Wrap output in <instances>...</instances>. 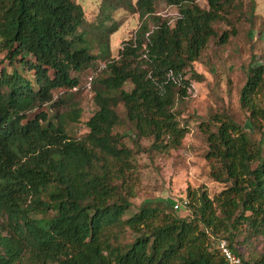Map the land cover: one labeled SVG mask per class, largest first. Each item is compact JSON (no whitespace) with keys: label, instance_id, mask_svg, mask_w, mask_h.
Masks as SVG:
<instances>
[{"label":"trees","instance_id":"1","mask_svg":"<svg viewBox=\"0 0 264 264\" xmlns=\"http://www.w3.org/2000/svg\"><path fill=\"white\" fill-rule=\"evenodd\" d=\"M156 1L177 7L173 22L156 12ZM232 1L100 0L92 22L77 0H0V52L12 64L0 67V264H226L218 237L246 264H264V253L245 259L231 233L212 236L239 222L264 235V64L254 54L239 100L261 137L229 115L212 116L206 158L225 186L213 196L187 187V216L148 201L127 215L134 151L115 131L121 103L136 144L146 137L161 151L180 144L187 127L174 106ZM119 8L138 13L140 25L114 57ZM98 60L104 65L90 88L97 108L86 134L73 137L66 125L81 108L72 90Z\"/></svg>","mask_w":264,"mask_h":264},{"label":"rangeland","instance_id":"2","mask_svg":"<svg viewBox=\"0 0 264 264\" xmlns=\"http://www.w3.org/2000/svg\"><path fill=\"white\" fill-rule=\"evenodd\" d=\"M77 1L82 4L86 17L94 22L100 0ZM197 2L201 6L207 4V0ZM155 9L171 22L177 13L176 6L164 1H156ZM113 16L120 21L118 29L110 35L111 55L116 57L124 40L135 34L140 18L138 13L124 8L114 11ZM214 26L217 35L208 40L198 59L193 62L192 67L196 74L191 77L187 95L177 100L174 106L180 124L187 127V132L177 147L162 151L152 148L151 137L141 138L139 145L136 144L132 137L131 122L125 117L124 107L121 103L117 106L120 122L115 126V131L126 133L123 141L134 151V167L129 171V178L135 186V195L130 197L131 205L127 215L137 211L143 202L148 201L179 216H187L190 209L181 202L187 196V187L206 189L213 196L225 186L224 182L210 176V161L206 158L208 144L204 127L208 123L211 129H215L212 116L229 115L253 139L261 137V132L250 125L247 111L241 107L239 97L251 55L254 54L256 62L264 64V0H233L223 12V17L214 22ZM232 28L235 33L230 34L225 42H220L218 39L221 33ZM2 57L3 52H0V67L5 65L11 69L12 64L9 65ZM103 64L104 60H98L79 72V83L77 90H72V100L77 101L81 115L79 119L68 121L66 125L67 131L73 137H82L88 131L86 120L97 106L92 90L85 86V78L91 71L99 74ZM124 86L129 88L130 82H126ZM60 93L55 92L56 95ZM260 95L264 104V90ZM47 108V105L42 106V109ZM67 108L68 105L60 107L61 110ZM175 203H179L177 208L174 207ZM235 225L229 224L227 231L221 230L212 236L231 233V241L249 261L264 253V235L255 234L244 222ZM124 237L130 240L133 237L131 230L126 229Z\"/></svg>","mask_w":264,"mask_h":264},{"label":"built area","instance_id":"3","mask_svg":"<svg viewBox=\"0 0 264 264\" xmlns=\"http://www.w3.org/2000/svg\"><path fill=\"white\" fill-rule=\"evenodd\" d=\"M95 75H96L95 72L91 71L86 76L85 86L87 89L91 88V83ZM181 202L182 204L186 205L187 199L185 198ZM178 206H179V203L174 204L175 208H177ZM216 247L218 251L224 256L226 260V264H246L243 261L242 257L231 248L229 241L225 237H218L216 239Z\"/></svg>","mask_w":264,"mask_h":264}]
</instances>
